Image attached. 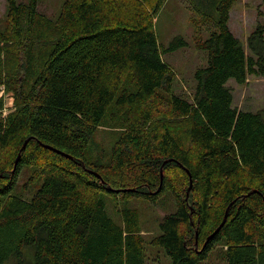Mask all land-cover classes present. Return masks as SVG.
<instances>
[{
    "label": "trees",
    "instance_id": "16d2710c",
    "mask_svg": "<svg viewBox=\"0 0 264 264\" xmlns=\"http://www.w3.org/2000/svg\"><path fill=\"white\" fill-rule=\"evenodd\" d=\"M138 1L134 15L125 13V0H67L53 22L37 11V0H7L8 23L0 30V264H146L138 213L118 202H154L163 192L174 195L175 211L149 244L171 264H203L217 244L221 264H264V109H238L227 85L264 76V23L247 37V54L228 26L237 0H218L215 30L195 42L207 63L181 95L162 56L186 42L159 44L153 19L163 0ZM2 87L13 92L7 113ZM105 118L122 129L106 159L87 158ZM24 166L33 168L25 186L40 183L29 200L12 194ZM108 200L121 223L108 214ZM194 226L197 249L193 231L186 234Z\"/></svg>",
    "mask_w": 264,
    "mask_h": 264
},
{
    "label": "rangeland",
    "instance_id": "374dc122",
    "mask_svg": "<svg viewBox=\"0 0 264 264\" xmlns=\"http://www.w3.org/2000/svg\"><path fill=\"white\" fill-rule=\"evenodd\" d=\"M29 1L16 0L17 3L24 4ZM66 1L37 0L36 9L39 13L54 22L58 19ZM125 1L129 6L125 10V13H134L136 15L137 12H140L141 9L137 7H140L142 2L138 0ZM134 1H136V5H132ZM151 2L153 0H148L146 6H149ZM217 2L218 0H163L153 19L154 30L159 44L167 46L174 37H181L186 42L184 46L165 52L162 56L163 60L176 73L174 83V91L176 93L187 95L195 85V71L198 68L204 67L207 63L206 52L196 49L195 42L198 38H207L215 30ZM7 6V0H0L1 31L5 29L8 23L6 17ZM262 23H264V5L261 0H237L233 4L229 14L228 26L231 32L242 41L247 54H249L246 43L247 37L257 24ZM227 85L232 88L234 105L238 109L250 110L252 112L264 109V76L249 75L243 84H238L231 78L227 81ZM2 91L4 92V112L7 113L13 108V92L12 90L5 92L3 87ZM121 129L120 126L111 124L109 119L105 118L103 123L96 129L94 136L86 148V157L89 158L93 153L98 155V158L106 159ZM21 151H18L17 155L20 156ZM10 152L11 150L7 154L9 155ZM162 166L160 167V175L163 177V172L165 171H163L164 168ZM32 171V167H22L17 177V184L12 189V194L22 196L27 200L32 197L40 184L37 181L25 186L27 177ZM92 171H95L99 176L98 178L102 179L98 170L93 169ZM172 192L175 193L174 191ZM189 195L190 189L187 188L185 200L188 199ZM118 205L121 209H136L138 213L141 233L145 240L146 264H171V258L166 255L164 250L160 246L150 245L149 241L151 238L159 235V224L163 217L175 211L174 195L170 192H163L154 202L141 198H130L120 200ZM106 210L117 223L122 222L119 212L114 209L109 200L106 201ZM191 223L192 225L194 224L193 221ZM195 229V226L194 229L191 227L186 231V234L191 235L193 231L196 242L195 247H198L197 230ZM218 252L219 244L215 245L211 256L203 264H221Z\"/></svg>",
    "mask_w": 264,
    "mask_h": 264
},
{
    "label": "water",
    "instance_id": "95a60500",
    "mask_svg": "<svg viewBox=\"0 0 264 264\" xmlns=\"http://www.w3.org/2000/svg\"><path fill=\"white\" fill-rule=\"evenodd\" d=\"M28 139L29 138H27L24 142H23V144H22V146H21V148H20V150L19 151H21V150H23L24 148H25V146H26V143H27V141H28ZM48 148H50V149H52V150H54V148L53 147H50V146H47ZM57 152H60V151H58V150H56ZM18 157H19V155H17V157H16V159H15V162L17 161V159H18ZM182 166V165H181ZM91 173H93V174H95L97 177H99L98 176V174L95 172V171H92V170H89ZM160 174H161V172H160ZM102 180V179H101ZM161 180H162V175H160V183H161ZM189 187H188V189H190V186H191V183H192V180H191V178H190V175H189ZM161 185V184H160ZM159 185V186H160ZM109 187V186H108ZM110 188V187H109ZM130 190H136L135 188H132V189H130ZM252 191H254V190H251V191H249L248 193H251ZM247 193V194H248ZM228 210H229V206H227V208H226V210H225V212H224V216H223V219H222V221L220 222V224L217 226V228L214 230V232L213 233H216L219 229H220V227L223 225V223L226 221V218H227V213H228ZM213 233H211L207 238H206V241L213 235ZM197 235V234H196ZM195 244H196V242H195ZM195 249H197V247H195Z\"/></svg>",
    "mask_w": 264,
    "mask_h": 264
}]
</instances>
